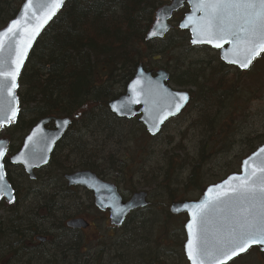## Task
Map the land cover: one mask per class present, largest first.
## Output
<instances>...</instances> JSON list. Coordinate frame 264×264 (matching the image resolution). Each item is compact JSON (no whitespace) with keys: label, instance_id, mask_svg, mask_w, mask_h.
<instances>
[{"label":"trees","instance_id":"1","mask_svg":"<svg viewBox=\"0 0 264 264\" xmlns=\"http://www.w3.org/2000/svg\"><path fill=\"white\" fill-rule=\"evenodd\" d=\"M22 1L0 0V28L16 14ZM162 3L164 0H67L37 39L20 73L17 90L20 109L10 128L23 136L40 118L56 116L68 117L72 121L62 142L70 135L71 129L72 132L75 131L73 126L79 120L90 124L98 121L101 126L104 123L102 127L111 135V121H125L133 124L145 137L148 134L136 117L131 120L117 118L109 111L107 103L124 91L139 63L153 69L147 65L151 58L154 59L155 54L172 53L174 63L168 67L170 71L166 69L169 72V82L186 89L190 93V102L204 107L203 111L201 107V117L196 123L208 131L206 140L200 141L196 156L187 162L182 158L175 160L172 154L167 162L164 171L168 178L171 176L168 174L169 170L175 176V172H181L185 166L188 167V173L182 181L176 180V183L173 182L175 184L157 182V172H154V180L147 184V187L155 185L154 189L161 188L159 191L162 190L169 201L173 202L187 199L185 197L190 189L200 193L208 185L202 183L201 178L205 162L211 157L209 142H215L220 135L215 129L222 128L224 117L232 110L230 106L233 96L237 97L239 89L236 87L238 91L233 93L232 85L220 77L219 72L225 65L219 58H216V66L211 67L205 60L186 61L180 58V54L173 55L182 44L183 47L187 46L183 52H192L194 47L187 43L188 37H181L184 43L169 45L167 50L155 49L154 45L163 42L171 31L176 30L177 34L186 32L179 30L177 26H173L163 39L145 40L154 11ZM181 13L182 10L177 15ZM229 126L230 123L224 127ZM221 131L224 132V129ZM221 138L223 137L220 135V141ZM230 138L229 136L228 140L233 143L234 138ZM252 140L256 143L249 145L247 154L264 142V135H258ZM15 148L10 145L8 150L13 152ZM221 149L219 151L222 152ZM89 158L90 161L79 163L77 167L91 170L98 176L103 175L104 156L96 153L89 155ZM65 160L70 161L68 156ZM98 162H101L102 168ZM57 163L58 160L53 154L47 167L53 166L59 179L74 168L72 161L65 165ZM111 166L120 176L122 170L117 165ZM6 177L13 185L7 174ZM23 177L24 175L21 176ZM56 184L58 182L51 187L44 184L46 215L40 227L33 221L38 208L32 202L29 205L27 201H15L14 205L0 203V264H32V259L37 262L47 257H51L49 264H62L54 255L57 250H53L54 253L51 251V254L43 251L33 243L32 238L39 230H48L45 226L52 216L54 203V196L48 197V188L51 190ZM129 189L131 192L137 191L135 185ZM41 191L29 193H35L34 197L38 198L36 193H42ZM30 198L32 197L29 196L28 199ZM144 253L149 258L153 257L150 252Z\"/></svg>","mask_w":264,"mask_h":264},{"label":"rangeland","instance_id":"2","mask_svg":"<svg viewBox=\"0 0 264 264\" xmlns=\"http://www.w3.org/2000/svg\"><path fill=\"white\" fill-rule=\"evenodd\" d=\"M184 11H186V8L182 10V13ZM182 13L174 17V27H176ZM175 31H171L163 42L155 44V49L158 51L167 50L169 45L179 42L184 43L181 37L183 39L189 38L187 32L177 34ZM183 45L175 53L173 52V55L176 54L175 56H178L180 54V58L186 61L205 60L208 63L207 65L216 66V58H219L218 51L207 46H198L194 47L192 52L186 54L183 50L185 51L187 46L183 47ZM171 55L172 53L165 55L155 54L154 59L151 58L150 64L147 66H152L154 70L164 68L170 71L168 67L174 63ZM219 73L220 77L228 81L229 85H232L233 93L238 91H236V87L239 91L237 92V97L233 96L234 100L230 106L232 110L229 115L224 117L222 128L215 129L216 133L223 138L220 141L219 135L215 142H209L211 157L205 162L203 167L201 180H203L202 183L204 184L214 183L228 173L237 171L240 160L248 152L249 145L256 143L252 139L258 135H264V53L246 72L225 65ZM172 86L176 88V86ZM199 106V103L190 102L183 112L169 120L155 137L148 135L144 137L141 132L136 130L133 124L125 121H111L112 135L107 130H104L105 128L102 127L104 123L101 126L98 121H93L91 124L80 120L76 122L73 126L75 131L72 132L73 134L70 133L63 142L62 147L55 154V159L58 160L57 164L65 165L72 161V166L74 167L72 171H75L79 169L77 167L79 163L90 161L89 155L97 153L105 158V161H103L105 169L100 178L115 184L125 197L132 193L129 189L132 185L137 187V191L144 190L148 194L147 207L132 214L122 231L111 230L109 223H105L101 216L93 211L94 208L90 204L92 202L91 196L84 188L72 189V193L69 192L72 194L71 201L66 198H64L65 200L57 201L68 214L84 216L88 214L92 225L83 234L84 236L88 234L87 238L90 239L89 244H93L91 245L92 247L96 246L95 243L98 240L110 241L109 235H112V233L116 235L118 232L120 234L123 232V241L127 245L122 247L124 261L120 262V264H141L137 262L138 258H134V251L136 252L140 249H142L141 252L143 253L148 252L149 249V252L154 256L161 255L163 252L166 253L160 256L161 258L157 257L154 264H187L182 254L181 246L185 239L183 224L186 217L184 215H170L168 207L171 202L168 197L162 193V190L159 191L161 188L154 189L155 185L147 187V184H151L152 180H154V172H157L155 173L157 182L170 184V182L173 183L175 181L176 183V180L180 182L185 178L189 170L187 166L181 172H175V176L172 170H169L168 174H171L169 178L167 175L165 176L164 169L167 162L172 158V154L175 160L182 158L188 162L197 155L200 141L202 139L206 140L208 131H205L206 128L196 123L201 117V107L202 111L204 110L202 105L201 107ZM229 123V127H224ZM221 129H224V132ZM0 136H7L10 144L17 147L22 135H18L10 128L1 130ZM229 136L231 137L230 139L234 138L233 143L228 140ZM220 149L222 152L219 151ZM67 155L70 161L65 160ZM98 164L101 165V162H98ZM111 164L117 165V168L122 170L120 176L110 168L112 167ZM47 166L40 171L38 183L43 181V184L51 187L55 182H59L58 172L53 166ZM100 168H102V165ZM157 168L160 170L157 171ZM9 169L14 168L9 167ZM16 169L14 170L19 172ZM13 176L14 179L16 178V183L20 184L19 196L27 194L28 191L25 192L23 189V178H17L16 174ZM35 185L34 187L38 186ZM52 188L51 190L48 188L49 195L54 191ZM41 192L43 193V190ZM199 195L198 191L190 189L185 198L195 200ZM33 200L35 199L26 200L27 205ZM1 213L2 210H0ZM94 229H96V233ZM91 234H94L93 236H96V239ZM113 239L117 240L116 237ZM88 240L85 238L84 242ZM80 251H82V248ZM142 262V264H145L144 260ZM99 263L102 264V260ZM229 264H264V254L253 248Z\"/></svg>","mask_w":264,"mask_h":264},{"label":"snow or ice","instance_id":"3","mask_svg":"<svg viewBox=\"0 0 264 264\" xmlns=\"http://www.w3.org/2000/svg\"><path fill=\"white\" fill-rule=\"evenodd\" d=\"M193 5V15L186 17L188 23L193 22L196 12L201 15L195 17L193 27V44L209 43L216 48H223L224 43L232 45L233 57L229 63L237 64L241 69H247L253 60L264 53V0H190ZM63 0H27L24 5V23L21 19L13 20L9 27L0 32V53L8 43L14 55L7 63L14 67L6 68V61L0 56V92L6 91L12 103L16 97L14 89L17 87V77L20 74L23 58L27 48L31 46L32 39L39 32L43 23H46L56 10L60 8ZM31 9V16L28 15ZM37 11L43 14L37 15ZM36 19L35 25H29L31 19ZM159 24V20L157 22ZM28 25V26H26ZM187 24H181L186 27ZM166 30L167 25L163 26ZM25 34L16 40L18 33ZM158 33L154 30L150 35ZM134 82L133 90L136 84ZM174 100L175 111H179L182 102L188 97L183 93H176ZM136 102V101H133ZM123 105L121 109H123ZM113 110H117L113 105ZM11 112V116L7 112ZM16 108L5 109L0 105V126L8 120L14 119ZM174 112L169 111V115ZM166 117H160L159 122ZM67 125L69 121L61 122ZM158 123L150 131L158 130ZM37 133L28 137L31 142ZM27 147V145H26ZM264 153L260 148L253 157L243 162L244 174L230 177L224 184L216 186L221 189L211 199L192 206V220L187 225L189 239L186 244L188 259L191 264H227L234 256L246 252L252 246H261L264 250V159L252 163L255 157ZM5 155L0 148V158ZM24 156V153H21ZM44 159V158H42ZM16 162L20 157L15 158ZM26 162V161H25ZM46 162V159L44 160ZM250 169V170H249ZM236 181V183H230ZM225 185L227 188L225 189ZM6 196L8 202H13L12 189L5 182L3 165H0V197ZM229 207L227 215L222 216L221 223L210 232L208 228L209 217L212 213H223L224 207Z\"/></svg>","mask_w":264,"mask_h":264},{"label":"water","instance_id":"4","mask_svg":"<svg viewBox=\"0 0 264 264\" xmlns=\"http://www.w3.org/2000/svg\"><path fill=\"white\" fill-rule=\"evenodd\" d=\"M66 1L67 0H63V3L61 4L60 8L56 10L55 14L52 15L51 18L48 19L46 23H43V26L40 28L39 32L35 35L34 39H32L31 46L27 48V53L23 58V65L21 66L20 73L37 39L40 37L43 30L49 25V23L56 17V15L62 9ZM26 2L27 0H23L16 14L3 27L0 28V32L5 31L13 20L21 19L22 23H24L23 20L24 5ZM184 3L187 5L188 8L187 11L183 14L180 21L177 23V27L180 30H185L188 32L189 43L191 46H208L218 50L219 59L224 64L234 66L240 71H247L248 69L251 68L252 64L254 63L255 59L258 56L253 60L252 64L247 69H241L237 64L229 63L228 59H225V56H227L229 59L233 57L232 45L230 43H224L223 48H216L213 46V44H209V43L193 44L192 41L194 38V33L192 29L195 26V17L201 15V13L196 12L193 16V22L192 23L187 22L186 17H188L189 15H193V5L190 2V0H167L166 3L158 6L154 11L153 20L146 31L145 40L149 41V40L164 38V36L168 33V31L172 26L171 20L173 14L177 12L179 9H181ZM31 11L32 10L29 9L28 12L29 16H31ZM37 15L41 16V18L43 16V14L40 13L39 11H37ZM158 20H159V24L157 23ZM36 23L37 20L33 18L30 20L29 25H35ZM181 24H187V26L181 27ZM164 25H167L166 30L163 27ZM154 30L158 34L155 36L150 35V33ZM24 36L25 34L23 32H20L17 34L15 39L20 40ZM0 56H2L6 61L5 64L6 68L14 67V65L7 63L10 59H14L12 48H10V45L8 43L5 44L4 51L0 53ZM19 76L20 74L18 75L16 80L17 87L14 89V94L16 97L14 103L10 102L11 98L7 95L6 91L0 92V105H3L5 109H10L13 107L17 109L15 118L8 120V122L4 123V125L0 126V128L9 127L11 123H13L17 119V116L19 114V101L16 94L18 88ZM168 79H169V73L165 69L160 68L154 72L153 70H146L143 67V64L139 63L135 68L133 77L127 83L124 92L120 94L118 97L109 101L107 103V107L109 111L118 118L132 119L135 116H138L139 122L143 125L147 133L150 136H155L160 132L164 123L169 119L179 115L180 112L186 107V105L189 103L190 100V95L187 91L171 87L168 83ZM136 81H139V83L136 84L135 90H133V85L134 82ZM176 93H183L186 94L188 97L187 101L182 102V107L179 109V111H175L174 103H173L175 99H178V97H175ZM113 105L116 106L117 110H113ZM122 105L124 106L123 109H121ZM169 111L174 112V114L169 115ZM7 115L11 116V112L8 111ZM160 117H166V118H164L162 122H159ZM64 120L69 121V123L67 125L62 124L61 122ZM49 122L53 123V128H48L46 126ZM70 123L71 120L68 117L40 118L25 135L20 149L9 158L10 163L14 165H21L25 170V172L29 175V177L33 178L34 169L41 168L48 164L51 153L54 150L56 143L61 139L64 132L70 125ZM157 123L159 125L158 130H156L155 133L153 134V132L150 131V129L153 128L154 124ZM34 132L37 134L34 136L33 140L29 142L28 137L32 136ZM7 145H8V139L6 137H1L0 148L4 150L5 154H6ZM260 148H264V142L258 145L252 152H250L247 156L241 159L237 171L231 172L222 179H220L219 181L211 183L206 187H204V189L202 190L201 194L198 196L197 199L173 201L169 204L168 209L170 214L186 215V221L183 224L185 239L182 248H183V254L188 264H191V261L188 259V255L186 251V244L189 239V232L187 225L192 220V216H191L192 206L195 204L202 203L206 199H211L212 197H214L217 192L221 191V189L217 188L216 186L224 184V182L229 180L230 177H237L243 175L244 174L243 162L249 157H253V154L257 153ZM21 153H24V156H21ZM4 156L0 158V165H3ZM16 157H20L19 162L15 161ZM45 159L46 162H44ZM261 159H264V153H261L259 156L255 157L254 160L251 162L256 163ZM3 170H4V166H3ZM4 179L5 182L10 186L8 180L5 177V172H4ZM65 179L67 180L69 186H81L89 190L93 195L94 205L100 210L108 209L110 213L109 215L110 223L115 226H120L123 223L126 216L131 211L135 209L144 208L148 204L146 191L140 190L133 192L127 200H123L116 185H114L111 182L102 180L94 172L90 170L75 171L71 174L66 175ZM230 183H236V181H230ZM226 188L227 185H225V189ZM12 195H13V189H12ZM3 198L7 203H10L8 202V198L6 196H4ZM222 207H224L223 213L214 212L209 217L210 222L208 224V228L210 232L214 230L215 227L219 226V224L221 223L222 216L227 215L229 212L228 206L222 205ZM67 225L72 226V228H84L87 226V223L82 218H75L69 221ZM251 248H256L258 249L259 252L264 253V250H262L261 246H252ZM246 252H242L234 256L232 259L228 260L227 263Z\"/></svg>","mask_w":264,"mask_h":264},{"label":"flooded vegetation","instance_id":"5","mask_svg":"<svg viewBox=\"0 0 264 264\" xmlns=\"http://www.w3.org/2000/svg\"><path fill=\"white\" fill-rule=\"evenodd\" d=\"M70 126H71V123H70L69 127ZM48 127H53L52 122L48 123ZM69 127L66 129V131L64 132L61 139L56 143L54 150L52 151L51 156L54 154V157H56L55 154L57 153V150L60 147H62V144H63L62 139L67 135ZM24 136L25 135L22 136L19 145L14 149L13 152H9V150H8L10 145H11L10 140H9V145L7 147L6 155H5L3 161H4L5 174L8 175L11 183L13 184V185H11L9 180L7 179L11 188L13 189L14 200L11 203H6L3 198H0V203H5L6 205H12V204H14L15 201H18V202L23 201L24 202L26 200H29L28 199L29 196L32 197L33 199H35V200L31 201L32 204L35 205L34 207L38 208V210L35 211L36 213H35L33 221L36 222V224L38 226L39 225L41 226L42 222L45 219L44 217L46 215L45 214L46 210L44 208L46 206L45 202H44L46 196L43 193H36V196L38 197V198H36V197H34L35 193H29V192L30 191L31 192H40V190H43L44 184H43V181H42V183H38V175H39L40 171L42 169H44L46 166L34 169L33 170L34 177L30 178L29 175L25 172V170L23 169V167L21 165H14V164H11L9 161V158L19 150ZM61 142H62V144L60 145L59 143H61ZM51 156H50V159H51ZM65 159H66V156H65ZM9 167H13L14 169L17 168L16 170H19V172L15 171L14 169H9ZM70 173H72V171L64 173L62 175V178L58 180L59 181L58 184L53 185L52 189L56 192V194L48 195V197L54 196V203L52 205V208H53L52 216L48 220L49 221L48 224L45 226L48 230L47 231L39 230L38 232H36V234L34 233L35 235L32 237L33 243L36 246H38L40 249H42L43 251H47L48 253L50 252V254H51V251L53 252V250H57V253L55 252L54 255L58 258V262H61L62 264H65V263L72 264V259H74L76 261L77 258H75V256L77 254L76 253L77 250H78L79 254L86 255V260H87L88 264L91 262H95L97 257L98 258L100 257L102 259V264H120V262L122 263V261H124L123 260L124 252L122 249V247L124 246V243L121 242V240L124 238L123 232L121 234L118 232L116 235H113V233H112V235H109L110 241L104 242V241L98 240L95 243L96 246L94 245L95 247H92L91 245H93V244L91 243V245H90L89 244L90 239L87 238L88 234H85V236L83 234L92 225V222H91L88 214H85V216L79 215V214L72 215V213L68 214L67 212L64 211V209H62L63 208L62 205H59L57 203V201L59 202V200H65L64 198H66L68 201H71L72 200V197H71L72 196V194H71L72 189L81 188L78 186H69L68 185V182L65 179V176L70 174ZM15 174L17 175V178L18 177L21 178V176L24 175V177L22 179V180H24L23 181V189L25 192L28 191V193L23 194L21 197L19 196V188H20L19 185L20 184L19 183L17 184L16 178L15 179L13 178L14 177L13 175H15ZM35 184L38 186L34 187ZM86 191L91 196L92 202L90 204L94 208L93 211L95 213H97L99 216H101V218L105 221V223L106 222L109 223V228L111 230H113V229L116 231L124 230V227L127 224L128 220L130 219L131 215L140 211L139 209H135V210L131 211L126 216V218L124 219L123 223L120 226L112 225L110 223L109 210L108 209H106V210L98 209L94 205V199H93L92 193L88 190H86ZM69 192H71V193H69ZM123 199L124 200L128 199V196L123 197ZM75 218L84 219L85 222L87 223V226L84 228H72V226H68L67 223L69 221H71L72 219H75ZM95 231H96V229H94V232ZM93 235L94 234H91L92 237H94ZM115 237L117 240L113 239ZM85 238L87 240L88 239L89 240L87 242H84ZM77 245H78V248H77ZM181 246L183 247V243L181 244ZM81 248H82V251H80ZM165 254L166 253L163 252V253H161V255H156L155 257L157 259V257H160V256L165 255ZM182 254H183V248H182ZM67 255L68 256L72 255V258H67L66 257ZM183 256H184V254H183ZM184 258H185V256H184ZM185 260H186V258H185ZM103 261H105V262L103 263ZM186 263L188 264L187 260H186Z\"/></svg>","mask_w":264,"mask_h":264},{"label":"bare ground","instance_id":"6","mask_svg":"<svg viewBox=\"0 0 264 264\" xmlns=\"http://www.w3.org/2000/svg\"><path fill=\"white\" fill-rule=\"evenodd\" d=\"M71 133H72V129H71ZM12 205H14V204H12ZM121 242H123L124 243V246L125 245H127V243H125L124 241H123V239L121 240ZM77 248H78V245H77ZM146 249H148V248H146ZM141 250L142 249H140V250H137L136 252L134 251V256H136V258H138V261L137 262H139V263H141L142 264V260H144L145 261V264H154L155 263V259H156V257L153 255V257H151V258H149L148 256H146L147 254H145V253H143V252H141ZM144 251V250H143ZM150 250L148 249V252H149ZM77 254H76V256H75V258H77V260L75 261L74 259H72V264H88L87 263V260H86V255H84V254H79L78 253V250H77V252H76ZM55 254V253H54ZM67 258H72V255H67L66 256ZM140 259V260H139ZM142 259V260H141ZM101 258L99 257H97V259H96V261L95 262H91V263H89V264H100L99 262H101ZM32 261H33V263L32 264H49L50 262H51V257H47V258H45L43 261H37V262H35V260L34 259H32Z\"/></svg>","mask_w":264,"mask_h":264}]
</instances>
